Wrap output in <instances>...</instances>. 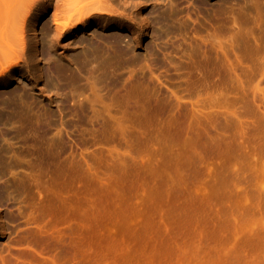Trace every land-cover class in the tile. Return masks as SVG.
Listing matches in <instances>:
<instances>
[{
    "label": "rangeland",
    "instance_id": "1",
    "mask_svg": "<svg viewBox=\"0 0 264 264\" xmlns=\"http://www.w3.org/2000/svg\"><path fill=\"white\" fill-rule=\"evenodd\" d=\"M92 2L0 0V264H264V0Z\"/></svg>",
    "mask_w": 264,
    "mask_h": 264
},
{
    "label": "bare ground",
    "instance_id": "2",
    "mask_svg": "<svg viewBox=\"0 0 264 264\" xmlns=\"http://www.w3.org/2000/svg\"><path fill=\"white\" fill-rule=\"evenodd\" d=\"M34 1V0H33ZM77 1V3H76V5H74L75 7H76V9H75V12H76V14H82L81 15V17L78 19V22H77V24L79 23V24H83V23H89V22H91V21H98V20H100V19H104V17H106V19H108V20H110V19H115L116 18V16H115V12L114 11H110V10H108V9H106V8H104V7H102V6H95L94 5V2H92L91 3V0H90V2H87V0H76ZM29 2H31V3H29ZM36 3V2H35ZM27 4H33L32 3V1H28V3ZM42 5V4H41ZM28 6H30V5H28ZM32 6V5H31ZM33 6H34V4H33ZM37 6V5H36ZM28 8V7H27ZM30 8V7H29ZM44 8V6H41L40 7V9H43ZM35 9V8H34ZM38 11V10H37ZM119 14V13H118ZM55 15V14H54ZM57 15V14H56ZM121 15V14H120ZM26 17V16H25ZM54 18H55V16H53ZM119 17V16H118ZM122 17V16H121ZM24 18V17H23ZM23 18L21 19L22 20V22L24 23V20H23ZM52 19V22H53V20H54V25L55 26H57V22H56V20L55 19ZM56 18H59L58 16L56 17ZM125 18V17H124ZM58 20V19H57ZM71 22H72V20L71 19H69ZM68 20V21H69ZM120 20V19H119ZM67 22V24H64L65 26L62 28V29H60V31H59V34L60 35H62V33L63 32H66V31H68V29L70 28V27H72L73 25V23H71V22ZM22 23V24H23ZM68 23H71L70 25L68 24ZM20 24H21V22H20ZM20 24H19V29L22 27V26H24V25H21V27H20ZM16 25H18V23L16 24ZM75 25V24H74ZM54 26V27H55ZM76 26V25H75ZM46 27H48V21H43V23L41 24V26H40V29H39V31H40V36H41V38L38 40V41H36V42H33L32 43V45H34L35 46V48H36V51L34 50L33 52H38L39 54H41L44 58H46L47 56H45L46 55V48L43 46V39H42V30H45V28ZM62 27V26H61ZM23 28V27H22ZM25 28V27H24ZM58 28H60V27H58ZM21 30V29H20ZM19 30V31H20ZM63 30V31H62ZM120 30V29H119ZM122 30V29H121ZM22 34V33H21ZM20 34V35H21ZM64 34V33H63ZM100 34V33H99ZM111 34V33H110ZM20 35H18V36H20ZM22 35H24V34H22ZM21 35V36H22ZM59 35V36H60ZM107 35V34H106ZM113 37H112V41L110 42V44L111 45H109L108 47H106L107 45H105L104 43H103V41H101V36L99 37L98 36V34H97V32H96V30H93L92 32H91V37L89 38V37H86V38H84V36H82V35H78V38H80L79 39V44L81 45L80 46V50H81V53L82 54H92V55H95V54H99L100 52H102L104 49H110L112 52H111V54L110 55H108L107 56V58H105V63H108V64H111V63H113V62H115L117 59H119V58H121V57H126L127 55H128V53H129V50L131 49V45H132V41H134L133 39H132V37L131 36H129V34H127V33H124V31H119V32H113V34H111ZM109 36V35H108ZM107 36V37H108ZM18 38V37H17ZM16 38V39H17ZM20 38H22V40H23V38H24V36H22V37H19L18 38V42H20V43H22L20 40ZM106 38V37H105ZM58 39V38H57ZM110 40H111V37H110ZM16 41V40H15ZM29 41V40H28ZM18 42H12V43H10L11 44V46H13V45H16L15 43H17V45H18ZM14 43V44H13ZM24 43H25V41H24ZM13 44V45H12ZM36 44H37V46H36ZM17 45H16V48H17ZM23 45V44H22ZM22 45H20L19 44V49L17 48V50H20L21 51V49H20V47H22ZM4 46H6V45H4ZM4 46H2V47H4ZM7 46H9V47H11L10 45H7ZM23 47H24V45H23ZM23 47H22V49H23ZM1 48V47H0ZM12 49V48H11ZM24 49H25V47H24ZM13 51V50H12ZM15 51V50H14ZM13 51V53H15ZM45 52V53H44ZM12 53V54H13ZM15 54H17V53H15ZM9 55H11V53L10 52H8L7 50H4L3 48H1L0 49V65H1V67H2V65H3V67H2V70H1V68H0V86L2 85V84H4V82H5V80H6V77H7V72H9V70L13 67H19V68H21V64L23 63L24 65L26 64V60H25V54L23 53V52H21V53H19V56H15L14 57V59L11 61L10 60V62L8 63V59L7 58H10L9 57ZM50 56H52V55H50ZM54 58V57H53ZM8 61H7V60ZM12 59V58H11ZM50 60V59H49ZM76 61H79L78 63H80L79 65H82V63H83V60H81L80 59V57H77L76 59H75ZM4 61H7L6 63H8L9 65H7L6 66V63L4 64ZM3 63V64H2ZM62 65V64H61ZM6 66V67H5ZM49 66H50V64H49ZM69 66V64H67V66H65V67H63V66H56V67H53L56 71H57V76L58 77H61V76H63L65 73H66V67H68ZM22 68H23V70H25L26 68L22 65ZM21 68V69H22ZM53 69V70H54ZM54 72V71H53ZM55 73V72H54ZM5 87V86H4ZM21 90V89H20ZM17 93V94H21V93H19V91L16 89V88H13V86H12V88L11 89H4V90H2V89H0V104H1V99L5 96V95H7V96H9V95H11V94H14V93ZM25 95H26V93H25ZM12 96V95H11ZM20 96V99L23 97L24 98V94L23 95H19ZM16 97H18V96H16ZM3 99H5V98H3ZM22 100V99H21ZM21 102H23V101H21ZM13 108V107H12ZM1 134V133H0ZM3 135V134H2ZM0 138H2V137H0ZM0 155H1V153H0ZM8 168V167H7ZM4 170V169H3ZM8 172V171H7ZM2 173V172H1ZM8 174V173H7ZM2 177V176H1ZM1 181V180H0ZM2 183V182H1ZM1 187V186H0ZM3 188V187H2ZM1 195V194H0ZM6 210V209H5ZM4 211V210H3ZM1 230V229H0ZM6 230V229H5ZM11 231H12V229H11ZM2 232V231H1ZM14 235H15V233H13ZM13 234H11V236L13 235ZM20 244V243H19ZM17 245V244H16ZM18 246V245H17ZM20 247V246H19ZM19 251V250H18ZM11 252V251H10ZM17 253V252H16ZM15 253V254H16ZM22 253V252H21ZM20 253V255H22ZM27 253V252H26ZM25 253V254H26ZM11 254H13V253H11ZM29 254V253H28ZM14 255V254H13ZM17 255V254H16ZM19 255V254H18ZM19 255V256H20ZM29 256H30V254H29ZM21 257V256H20ZM23 257V256H22Z\"/></svg>",
    "mask_w": 264,
    "mask_h": 264
}]
</instances>
